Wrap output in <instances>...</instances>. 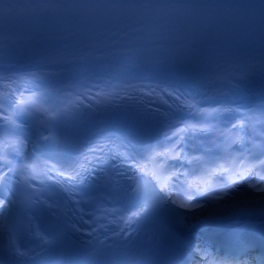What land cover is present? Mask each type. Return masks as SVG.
<instances>
[{"label":"snow or ice","instance_id":"obj_1","mask_svg":"<svg viewBox=\"0 0 264 264\" xmlns=\"http://www.w3.org/2000/svg\"><path fill=\"white\" fill-rule=\"evenodd\" d=\"M172 7H175L173 5ZM259 9L264 10V0H261V3L258 5ZM249 12L253 11V9H248ZM180 99V97H177ZM17 103H22L21 101H17ZM187 107L195 110L196 114L201 116H208L212 113L216 112H229V111H238V109H229V108H197L194 103H187ZM39 110V109H38ZM8 118L5 117V120ZM11 123V121H8ZM240 126H243V122H240ZM233 127H237V125H233ZM210 129L197 124H184L179 128H176L175 131L172 132L173 137H178L171 147L164 148L163 151L157 150L156 148L151 149L149 154L145 158L144 163L133 162L130 167L139 173H143L144 175H150L155 181L156 186L159 188V192L155 194V196L146 201L142 207L137 211H132L129 216L126 218L125 223L130 224L135 219L140 218L146 213L154 210L157 207H161L169 202L176 206L178 209H183L184 211L177 213L176 223L180 226L184 225V218L188 215H196L198 210H203L205 207L204 204L201 203H193V196H206L212 197L216 200H221L224 197L228 196L227 189L234 188L237 184L246 183L245 177L249 176V173L253 171V169H258L260 166H264V159L258 161L255 164H249L247 166H236L234 163L232 166L225 168L223 165H220L218 169H213L210 175H217L218 173H227L228 181L224 186H217L211 183V180H204L202 184H197L195 186V191H188L185 194V198L181 199L179 196H175V194L171 191V183L172 178L178 176V170L172 171L165 175L166 165L169 160H184L188 163H192L194 160H199V157H191L189 158L186 154H182V149L177 151V147L182 145L187 133H207ZM48 139V138H46ZM14 143L22 144V141H10L7 139L0 140V145L3 148L11 147ZM92 153L95 152H103V147H97L89 150ZM162 158V159H160ZM95 159H99L95 157ZM131 157L125 155L123 156V160H130ZM0 161L3 164H10L11 161L7 159L5 155H3L2 150H0ZM92 163V159L88 156H85L79 164L77 169H72L71 172L56 170L58 176L64 177L66 176L68 180L75 181L80 178L81 174L87 170L88 166ZM149 165L151 167H149ZM243 165V162H241ZM21 169L18 167H10L8 168V172H19ZM6 175V174H5ZM5 175H0V194L6 191L5 185ZM59 183V181H57ZM248 186L256 192H264V177H260L256 180V183H249ZM143 185L138 184L135 191L137 194H141ZM193 184L189 183V188L191 189ZM216 193H221L220 195H216ZM20 202L12 199L11 196H8L7 199H0V248L3 247V235H4V226L3 220L8 216L11 208L16 207ZM260 211L264 212V200H251V201H242L232 208L222 210V216L226 218L235 217L238 214L248 212V211ZM223 222V220H221ZM29 229L31 230V234L38 240H40L43 244H50L52 242L50 236L43 231L39 223L33 222L31 219L28 224ZM171 228V226H169ZM188 247L190 249H196L200 251V249L196 248L194 244H189ZM8 250L16 257L23 258L28 255L27 251L22 250L15 239L9 240ZM203 255H207V253H203ZM253 261L255 264H264V255L259 257H253ZM205 264H208L205 261ZM240 264V262H237ZM243 264H253L252 261L245 260Z\"/></svg>","mask_w":264,"mask_h":264},{"label":"bare ground","instance_id":"obj_2","mask_svg":"<svg viewBox=\"0 0 264 264\" xmlns=\"http://www.w3.org/2000/svg\"><path fill=\"white\" fill-rule=\"evenodd\" d=\"M233 132L236 137H241L243 132L242 129L235 127L233 129ZM262 149V157L264 158V143L263 146L261 147ZM251 200H264V195H255L253 197H248V198H243L236 200L234 202H229L220 205L219 207L213 208V209H206L203 208V210H198L196 215H188L184 218V226L186 228L193 227L194 225H198L206 221L207 219H215L219 218L222 216V210L232 208L234 205L242 202V201H251ZM258 211V210H257ZM248 212H254V211H248Z\"/></svg>","mask_w":264,"mask_h":264}]
</instances>
